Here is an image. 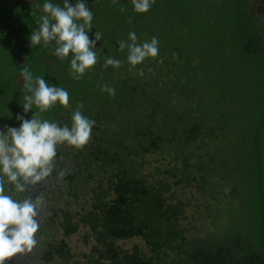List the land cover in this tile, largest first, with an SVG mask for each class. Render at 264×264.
Wrapping results in <instances>:
<instances>
[{
    "label": "trees",
    "instance_id": "trees-1",
    "mask_svg": "<svg viewBox=\"0 0 264 264\" xmlns=\"http://www.w3.org/2000/svg\"><path fill=\"white\" fill-rule=\"evenodd\" d=\"M85 1L101 23L118 22L124 41L133 31L137 43L156 37L159 53L135 66L116 58L122 67L103 66L98 83L58 75L71 101L47 119L70 127L83 103L96 123L81 149L57 145L53 176L60 158L71 161L60 177L67 202L52 212L40 261L264 264V0H155L146 13L131 0ZM163 6L203 22L160 23ZM188 31L202 52L184 60Z\"/></svg>",
    "mask_w": 264,
    "mask_h": 264
},
{
    "label": "clouds",
    "instance_id": "clouds-1",
    "mask_svg": "<svg viewBox=\"0 0 264 264\" xmlns=\"http://www.w3.org/2000/svg\"><path fill=\"white\" fill-rule=\"evenodd\" d=\"M117 0H113L115 4ZM133 10L146 13L154 0H131ZM121 6L120 11H124ZM42 11L45 15L37 21L38 27L29 37L33 47L44 42L47 46L55 41L53 55L63 60L71 52L70 75L80 79L86 69H90L98 61L93 49L96 42L102 39V33L96 31L94 39H90L88 31L92 28L93 13L82 2L70 3L63 0V7L52 3H44ZM82 21V23H78ZM132 20L129 18V23ZM127 41H119V50H128L127 61L130 65L140 64L148 57H156L159 53V41L152 37L150 42L137 43L136 33L129 32ZM175 55V53L173 54ZM163 62L162 60L160 61ZM123 62L114 58H106L104 67H122ZM151 71V69H149ZM139 75L143 76V69ZM23 88L25 89L23 111L26 114L33 106L39 109L31 119L18 114L20 126L6 127L0 131V264L19 252H31L38 241L35 234L40 228V212L45 204L42 195H25L22 199H13L11 186L21 193L44 181L55 168L57 145L64 144L81 149L92 134L95 120L82 114L83 103L77 104L71 112V126H60L57 122L42 120L40 113L52 107L57 101L65 108L69 107V94L62 87L48 84L42 76L34 77L28 67L21 70ZM101 91L115 97V89L100 85ZM67 170L59 171L63 178ZM7 185V188H6Z\"/></svg>",
    "mask_w": 264,
    "mask_h": 264
},
{
    "label": "rangeland",
    "instance_id": "rangeland-1",
    "mask_svg": "<svg viewBox=\"0 0 264 264\" xmlns=\"http://www.w3.org/2000/svg\"><path fill=\"white\" fill-rule=\"evenodd\" d=\"M69 2L72 3L71 0H69ZM82 2H84V0H82ZM44 3H52L54 5L61 6L63 5V0H0V120H2L6 127H19L20 121L16 118L18 114L23 115L25 119H31L33 113L39 111V109L35 106H33L32 110H29V112L26 114L23 111L22 105L25 103L23 98L26 94L25 89L23 88V77L21 76V70L23 67L27 66L34 77L42 76L45 81L52 86L56 85V79L59 77L58 75H61V72L65 74L66 70H70V61L72 58L71 52L69 53L68 57L63 60L53 55L56 47L55 41L50 42L47 45L49 51L47 55H49V57H46L45 59H43L44 51L41 47V43L43 41L33 47L30 46L29 37L32 31L38 27L36 21L41 16L45 15V13L42 11V6ZM84 3L89 8V2L85 1ZM166 3L172 6H178V4L171 3V1H166ZM165 6L161 7L160 9V19H158V22L160 21V23L164 22L165 24H175L176 26L183 27L186 25V23L196 22L199 24L203 22L201 19H198L197 14L196 18L188 17L187 20L182 18V14H185V5H182V14L179 15L177 14L176 9H172L171 7L165 8ZM151 8H153L155 11V9L158 7L152 3ZM155 15H157V13ZM93 17V21L97 23L96 26L95 24H92V28L88 31L89 38L94 39V33L98 31L102 33V39L96 42L95 48L93 49V51H95L98 56V61L95 64V67L92 66L90 69H86L83 75L85 76V79H88V77L91 78L93 76L95 78L94 82L98 83L99 78L102 76L101 72H103L102 68L105 62V60L103 62V59L114 57L115 59L122 58L124 61L128 62V53L126 52L124 58L121 55L122 51L119 50V41L124 40V37L120 35L121 32L117 26L118 22L110 21L103 24L101 23L100 19H98L99 16L95 15ZM95 18H97V21ZM195 34L196 32L192 33L191 31H188V34L186 33L187 40L184 42V47H182L179 51L182 55L181 57L183 58L184 56V60L187 57V54L193 53L200 55L202 52L201 41L197 40L196 44L194 45ZM6 44L10 45L6 46ZM4 49L7 51H4ZM124 50L128 51L127 48ZM37 55H39V57ZM38 59L44 62L43 69L42 65L38 62ZM249 73L250 71L248 69L246 71V75ZM255 73H258V71L252 73V76L250 73L248 77L256 78L257 75ZM262 77H264V75ZM262 77L260 78V81H262ZM83 78H81V80ZM57 87H60V85L58 84ZM249 96L250 94L248 92L247 99L256 100L253 99L252 96ZM70 101L71 99L69 97V104ZM60 107L64 106L60 105V103L57 101L52 107L45 110L44 112H41L40 118L42 120L47 119L53 110H57ZM4 129L6 130V128ZM65 144L67 145L65 142L62 147L65 146ZM60 160H63L65 168L62 169L60 167V169L57 166V169L60 171L66 169L67 174L70 173L71 161H68L65 158H60ZM55 168L52 173L55 172ZM49 180L51 181V184H42V188L44 190L46 187H51L48 192H45L46 194L43 197L45 204L39 216L40 228L35 234V239H37L38 243L33 247L31 252H25L26 255H24L22 258V262H24V264H43L39 259V252L44 247L43 244L45 243V240L48 241L49 238L52 240L51 234L53 232V225L50 226L52 222L50 217L53 210L63 211L59 207L63 205V202H67V199L63 198L64 195L59 193V191L64 188V183L61 181L60 177L51 176L49 177ZM232 181H234V178ZM230 184L232 183H226L225 187L230 189ZM47 233L49 236L46 235ZM45 264L57 263L51 262Z\"/></svg>",
    "mask_w": 264,
    "mask_h": 264
},
{
    "label": "flooded vegetation",
    "instance_id": "flooded-vegetation-1",
    "mask_svg": "<svg viewBox=\"0 0 264 264\" xmlns=\"http://www.w3.org/2000/svg\"><path fill=\"white\" fill-rule=\"evenodd\" d=\"M4 128H6V126L3 124L2 120H0V131H5ZM51 176H53V173H51L49 177ZM49 177H47L44 181L39 182L38 184L33 186L28 193H21V192L16 191L15 184L13 183L11 186L12 190L10 194L12 195L13 199H22L25 195H32L33 197H35V195L43 194V197H44L46 194L45 192H48L51 186H49L48 188L46 187L44 190L42 188V184L43 183L51 184ZM6 188H7V185H6ZM24 255H26L25 252L16 253L12 257L7 258L5 261V264H24V262H22V258Z\"/></svg>",
    "mask_w": 264,
    "mask_h": 264
}]
</instances>
